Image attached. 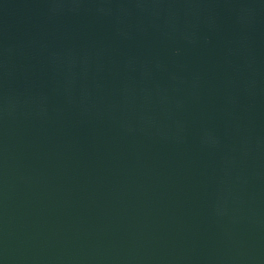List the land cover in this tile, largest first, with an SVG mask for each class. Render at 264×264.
Returning a JSON list of instances; mask_svg holds the SVG:
<instances>
[{
  "label": "water",
  "instance_id": "obj_1",
  "mask_svg": "<svg viewBox=\"0 0 264 264\" xmlns=\"http://www.w3.org/2000/svg\"><path fill=\"white\" fill-rule=\"evenodd\" d=\"M0 264H264V0H0Z\"/></svg>",
  "mask_w": 264,
  "mask_h": 264
}]
</instances>
